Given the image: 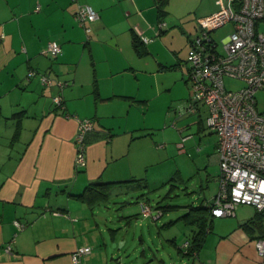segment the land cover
I'll return each instance as SVG.
<instances>
[{
    "label": "crops",
    "instance_id": "crops-1",
    "mask_svg": "<svg viewBox=\"0 0 264 264\" xmlns=\"http://www.w3.org/2000/svg\"><path fill=\"white\" fill-rule=\"evenodd\" d=\"M171 3L0 0V264H112L116 255L107 248L98 210L69 195L94 182L118 183L112 188L142 183L137 173L152 164V152L140 151V140L150 134L149 120L168 112L173 88L181 81L186 84L179 48L166 44L167 24L158 26L170 21ZM198 4L196 33L197 20L218 10L219 0ZM80 5L98 15L88 35L74 19ZM134 32L149 40L143 43L146 55L135 52ZM192 38L186 36L187 56ZM52 42L61 47L56 58L45 54ZM29 71L36 75L28 78ZM39 75L48 76L54 86H43ZM58 81L65 83L60 92ZM58 93L62 109L52 103ZM181 108L180 118L191 115L186 104ZM76 119L94 124L86 137L84 169L74 167ZM216 144L213 159L218 166ZM150 150L160 156V149ZM215 183L218 188L217 178ZM216 187L198 205L209 204ZM137 203L140 217L160 218L141 214L140 205H149L143 196ZM244 206L234 219L212 218L199 252L183 256L191 264H264L254 246L264 238V213ZM79 247L91 252L74 263Z\"/></svg>",
    "mask_w": 264,
    "mask_h": 264
},
{
    "label": "built area",
    "instance_id": "built-area-1",
    "mask_svg": "<svg viewBox=\"0 0 264 264\" xmlns=\"http://www.w3.org/2000/svg\"><path fill=\"white\" fill-rule=\"evenodd\" d=\"M76 23L88 35L90 24L98 15L87 5L77 7L74 14ZM198 32L190 42V53L186 82L189 98L185 111L195 114L201 106L207 108L206 127L217 136L216 157L218 162V190L209 205L212 218L234 217L242 205L264 211V111L256 107L255 94L264 90V0H219V9L197 20ZM231 23L232 32L223 40L219 52L211 38V32ZM164 23H159V28ZM143 43L147 38L140 37ZM45 54L56 58L61 54L58 43H49ZM29 71L28 78L35 76ZM225 77L244 83L236 91L227 90ZM45 87L54 86L46 75H39ZM65 83L56 82L60 92ZM55 108H63L60 93L52 97ZM75 169L86 167V136L94 129L91 119H76ZM182 147V145H178ZM144 217L152 215L150 207L142 203ZM16 227L22 228L18 222ZM189 246L185 242L183 248ZM256 252L264 256V238L254 242ZM9 252V247H6ZM91 252L90 247H79L72 255L77 263L79 258Z\"/></svg>",
    "mask_w": 264,
    "mask_h": 264
},
{
    "label": "rangeland",
    "instance_id": "rangeland-1",
    "mask_svg": "<svg viewBox=\"0 0 264 264\" xmlns=\"http://www.w3.org/2000/svg\"><path fill=\"white\" fill-rule=\"evenodd\" d=\"M198 2L172 0L167 8L178 21L170 17V21L164 23L168 29L166 44L179 48L184 72L188 68L186 36L197 35L194 19L197 14L195 9L199 8ZM232 30L233 25L229 23L211 32L219 52L223 50V40ZM180 83L167 97V101L170 100L166 108L168 112L149 120V124H152L150 134L140 140L143 141L139 143L140 151L147 149V152H152L148 154L152 164L141 167L137 173L136 178L143 179L142 183L111 188L108 201L96 207L100 224L106 229L107 248L116 255L112 264H116L117 260L118 264H184V261L191 264V258L183 256V245L191 240L192 230L178 218L185 213L184 206H196L214 193L218 166L213 156L217 136L206 127L208 111L204 106L197 113L180 118L181 106L187 104L189 96L187 84ZM224 85L227 90L236 91L244 83L225 77ZM255 99L257 109L264 111V90L256 92ZM180 143L182 147L178 148ZM152 146L160 149V156L150 150ZM139 195L143 196L152 210L155 206L160 208L166 205L180 208L164 212L158 220L144 219L138 214ZM244 207L251 210L248 206ZM230 218L234 219L225 217ZM112 236L114 242H111Z\"/></svg>",
    "mask_w": 264,
    "mask_h": 264
},
{
    "label": "trees",
    "instance_id": "trees-1",
    "mask_svg": "<svg viewBox=\"0 0 264 264\" xmlns=\"http://www.w3.org/2000/svg\"><path fill=\"white\" fill-rule=\"evenodd\" d=\"M160 23H162V22L160 21ZM133 48H134V50L138 56L146 55V51L144 50V47H143V42L140 40V37L135 32H134V36H133ZM185 83L187 84L186 79H185ZM188 98H189V96H188ZM56 109H61V108H56ZM93 131H94V129H93ZM217 177H218V175H217ZM140 181L141 180H137V182H140ZM217 183H218V180H217ZM114 184H118V183H112V182H109V183H104V182L90 183L89 185H87L83 189V191L81 193L75 194V195H69V196L73 200L84 203L90 208H95V207H97L101 204H104L108 201L109 192H110V190ZM217 190H218V188H217ZM141 196H139V197H141ZM211 203H212V200L209 204H207L205 206H202V205L189 206L188 210L178 218L180 220L187 221V223L191 226L190 228L192 230L191 241H188L189 246L187 248H185L184 254H196L197 252H199V250L203 244L205 234H206V232H208L210 230V227H211L212 216L210 214V208H209V205ZM160 208L157 207V208L153 209L154 210L153 211L152 208L150 207V209L152 211V215H155L156 213L160 212L161 215L159 217H162L164 212H168L171 210H177L178 208H180V206L166 205V206L160 207ZM260 213H264V211H261ZM170 222H173V221H170Z\"/></svg>",
    "mask_w": 264,
    "mask_h": 264
}]
</instances>
